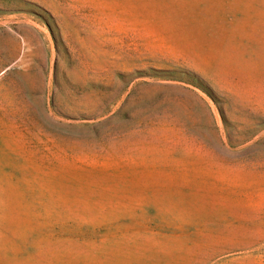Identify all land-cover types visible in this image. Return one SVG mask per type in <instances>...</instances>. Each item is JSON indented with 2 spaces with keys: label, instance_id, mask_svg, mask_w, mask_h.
Here are the masks:
<instances>
[{
  "label": "rangeland",
  "instance_id": "1",
  "mask_svg": "<svg viewBox=\"0 0 264 264\" xmlns=\"http://www.w3.org/2000/svg\"><path fill=\"white\" fill-rule=\"evenodd\" d=\"M0 264H264V0H0Z\"/></svg>",
  "mask_w": 264,
  "mask_h": 264
}]
</instances>
